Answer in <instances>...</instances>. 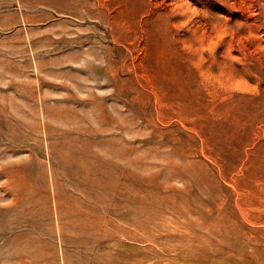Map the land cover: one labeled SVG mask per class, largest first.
Listing matches in <instances>:
<instances>
[{"label":"rangeland","instance_id":"1","mask_svg":"<svg viewBox=\"0 0 264 264\" xmlns=\"http://www.w3.org/2000/svg\"><path fill=\"white\" fill-rule=\"evenodd\" d=\"M0 264H264V0H0Z\"/></svg>","mask_w":264,"mask_h":264}]
</instances>
